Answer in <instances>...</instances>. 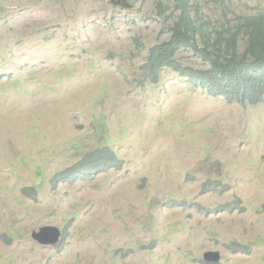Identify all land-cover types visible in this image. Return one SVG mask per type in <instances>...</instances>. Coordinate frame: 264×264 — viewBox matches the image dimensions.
<instances>
[{
	"label": "rangeland",
	"instance_id": "1",
	"mask_svg": "<svg viewBox=\"0 0 264 264\" xmlns=\"http://www.w3.org/2000/svg\"><path fill=\"white\" fill-rule=\"evenodd\" d=\"M134 1L0 0V264H264V102L229 105L169 70L145 84L164 37L155 0ZM98 147L123 169L54 188ZM45 225L59 246L32 237Z\"/></svg>",
	"mask_w": 264,
	"mask_h": 264
},
{
	"label": "trees",
	"instance_id": "2",
	"mask_svg": "<svg viewBox=\"0 0 264 264\" xmlns=\"http://www.w3.org/2000/svg\"><path fill=\"white\" fill-rule=\"evenodd\" d=\"M131 7L134 0H112ZM235 0H155V21L161 24L162 41L149 50L142 67L145 84L156 85L169 70L194 88L229 105L256 107L264 102V8L239 10ZM250 12V13H249ZM140 48L143 44L137 41ZM191 54L195 65H185L178 56ZM124 161L110 147H98L56 172L51 184L85 183L110 171L123 169ZM37 197L36 187L24 189ZM221 191L207 182L203 193ZM218 210L233 211L237 206ZM63 232L61 242L65 240ZM61 242L58 244L60 245ZM237 252L249 246L234 244Z\"/></svg>",
	"mask_w": 264,
	"mask_h": 264
},
{
	"label": "water",
	"instance_id": "3",
	"mask_svg": "<svg viewBox=\"0 0 264 264\" xmlns=\"http://www.w3.org/2000/svg\"><path fill=\"white\" fill-rule=\"evenodd\" d=\"M32 237L42 245L56 246L61 240L60 237L62 238V230L54 225H45L34 230L32 232ZM204 258L209 263H217L220 261L221 256L217 252H208L205 254Z\"/></svg>",
	"mask_w": 264,
	"mask_h": 264
},
{
	"label": "clouds",
	"instance_id": "4",
	"mask_svg": "<svg viewBox=\"0 0 264 264\" xmlns=\"http://www.w3.org/2000/svg\"><path fill=\"white\" fill-rule=\"evenodd\" d=\"M234 244H238L237 242H235V243H233V245ZM238 245H240V244H238ZM56 246H59L58 244L56 245ZM240 246H245V245H240ZM235 247V246H234ZM208 253V252H207ZM242 253V252H241ZM204 256H205V254H204ZM203 259H204V261L206 262V263H208V264H210L209 262H207L206 260H205V258L203 257Z\"/></svg>",
	"mask_w": 264,
	"mask_h": 264
},
{
	"label": "bare ground",
	"instance_id": "5",
	"mask_svg": "<svg viewBox=\"0 0 264 264\" xmlns=\"http://www.w3.org/2000/svg\"><path fill=\"white\" fill-rule=\"evenodd\" d=\"M62 236H63V232H62ZM60 239H62V238L60 237ZM60 242H61V240H60ZM60 242H59V243H60ZM217 253H219V252H217ZM219 255L221 256V254H220V253H219ZM217 257H218V254H217ZM217 257H216V258H217ZM220 261H221V259H220ZM220 261H219V262H217V264H218V263H220Z\"/></svg>",
	"mask_w": 264,
	"mask_h": 264
}]
</instances>
